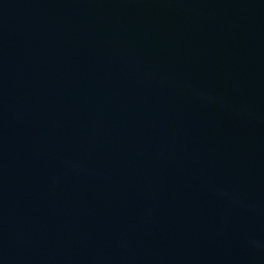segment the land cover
I'll return each instance as SVG.
<instances>
[{
  "label": "water",
  "instance_id": "obj_1",
  "mask_svg": "<svg viewBox=\"0 0 264 264\" xmlns=\"http://www.w3.org/2000/svg\"><path fill=\"white\" fill-rule=\"evenodd\" d=\"M0 264H264V0H0Z\"/></svg>",
  "mask_w": 264,
  "mask_h": 264
}]
</instances>
